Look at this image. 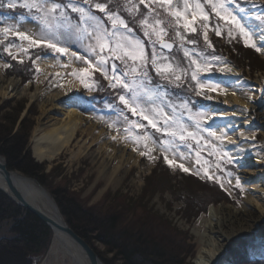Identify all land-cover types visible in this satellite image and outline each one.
I'll use <instances>...</instances> for the list:
<instances>
[{
    "label": "rangeland",
    "instance_id": "obj_1",
    "mask_svg": "<svg viewBox=\"0 0 264 264\" xmlns=\"http://www.w3.org/2000/svg\"><path fill=\"white\" fill-rule=\"evenodd\" d=\"M56 2L67 3L68 0H56ZM79 2V0H77ZM96 2L108 3V7L112 9L113 6L115 7H123L125 4V0H116L111 1L109 0H96ZM138 3V0H135ZM183 0H173V4H179L182 6ZM195 0H190V3H194ZM204 0H201L203 3ZM147 3V0H146ZM237 3L240 4L241 7H244L247 10V13H239L237 11L238 17L241 19V22L247 26L248 29L252 30V26L254 23L260 24V22L256 19L258 15H264V0H237ZM143 5V4H140ZM139 5V6H140ZM85 7H87L85 5ZM155 7V5H153ZM234 7V6H233ZM9 10V11H8ZM140 10V7H139ZM206 11L209 12V20L207 21L208 24V38L209 42L213 45L212 48L207 47V44L203 40V24L204 21L197 20L193 27L196 28L195 33H191L186 29L179 28V31L182 35L186 38L183 48H181V41L179 38L175 37V32L177 28L171 29L168 25L166 27L159 25L158 27H162L167 32V35L163 37L164 42L171 43L173 45L172 49L161 48L160 43L155 44V48L157 51V64L160 66H166L168 64L172 65L174 71H179L180 69H184V72H181V80L177 81L176 83L180 84V87L175 86V84L169 83L168 80L161 79L159 75H157L155 68L151 64V57H152V47L153 45L150 41L157 40V37L154 33H151V29H149L150 36H145L144 39L139 37L145 45V52L148 57V70L149 75L152 77V85L155 86L157 84L163 85L162 91L168 93L167 99H170L180 110L179 106L185 102H189V107L192 108V111L198 112H213V107H227V101H225L224 97L226 95L220 94L218 95L216 92H212L210 90L205 89L204 94L209 95L212 97L211 100H205L203 95H197L196 91L199 89L196 87L197 82L191 80V72L195 70V65L190 66V60L188 57L184 55V49H188L191 52L192 58L197 59L198 61L202 60L203 57L199 55V53H203L205 57L212 63V71L211 72H202L199 74V78L204 80L205 78H211L212 82H220L221 79L224 78V72H218L216 69L224 67L226 65H233L237 70H239L242 74L243 79L247 80L248 85L239 84L235 87L238 93L242 92L241 89L244 90L245 96H254L255 99L261 103L264 99V71L263 72H251L250 68L246 66H238L241 63V57L239 58V51L243 49L245 51H253L259 56V58L264 61V53L257 52L255 49L251 47H246L244 44V38L237 33H233L235 38H231L228 36L227 28L224 26V22L220 21L218 18L215 17V14L211 11L209 7H206ZM8 11V12H7ZM70 11V10H69ZM160 13L159 19L162 21H166L169 24V21L174 23V18L167 15L162 9H157ZM5 14L0 15V27H5L8 24H17L19 30L25 31L26 33L33 35L34 37H39L42 29V25L39 24L38 21L34 20L30 14L27 13L26 9H22L17 7L16 9H7L5 8ZM22 14H19V13ZM94 14L100 16L102 19H105L107 26L110 28V22H107L106 18L104 17L103 13H100L93 9ZM19 14V15H17ZM119 14L129 23L128 18L132 19L133 17H137V15L132 16L126 10L123 12L119 11ZM24 16L25 19L22 21L20 20V16ZM73 17H76V14L72 13ZM147 15V14H145ZM144 15V16H145ZM155 16V13L152 14ZM144 16H142L144 18ZM142 18V19H143ZM170 18V19H169ZM189 18L191 19V15L189 13ZM140 19V21L142 20ZM139 21V22H140ZM149 23H153V19L149 17ZM172 23V24H173ZM219 24L221 25V36H216L215 34V26ZM143 26V25H142ZM130 27V26H129ZM144 28V26H143ZM133 29V28H132ZM198 31V32H197ZM253 32V31H252ZM133 33L136 37L138 35L135 33L133 29ZM200 34V41L196 45H192L187 41H191L193 39L196 40L195 34ZM144 34V33H143ZM132 35V34H130ZM194 35V37H192ZM171 37L172 39H168ZM3 36L0 35V39ZM146 38V39H145ZM253 42L257 43L255 35L252 37ZM66 43L70 46V49L76 51L78 55L87 56L88 53L84 51V48L81 44L76 41L75 39H69ZM9 44H16L20 45L23 44L25 48H27V41H21L18 37L14 35H9L7 39L4 40V44H0V65L5 63L11 64L10 68H3L4 75L7 79L16 78L19 80L20 85L19 89L22 90L23 87L29 88V93L27 95H23V97L14 96L12 98H8L6 96H0V109L9 105L8 103H12L14 106L15 104L21 102L26 103L25 114H28L30 111L29 109L32 107L33 113L37 115L34 117L35 126L32 130V135L29 140L30 146V154H32V137L34 135L35 127L38 125V119L42 114L41 110V99H36L32 101L30 99V94L36 89V87L50 88L52 84L55 83L56 76L55 73L47 74V72L41 69L38 66V62L43 59H51L55 60V65L60 67L61 69L66 70L67 76L70 81L78 83L80 86L79 91L75 95L76 100L79 99L81 103V108L83 112L86 114H91L92 116L104 117L102 122L105 123L108 131L113 132L114 134H120L122 139V145L128 146L129 152H134L139 154L140 151H145L143 144L137 145L131 140H125V132L124 129L128 127L126 123H123V118L119 117L117 111L113 109H121L124 106L120 104L117 93L120 92V89H112L108 86L109 82L103 78V76L99 72H93L91 77L89 78V82H96L97 87L93 91H89L86 89L74 76L72 73L82 67H86L82 63V61L76 60L72 58L71 62L67 56H60L58 53H53L51 49H47L44 47H32L27 48V53L20 51L18 48L13 47L11 50L17 56V59L13 60L11 56L8 55L7 52L4 51V47ZM212 56H220L223 58L222 61H212ZM35 59L33 60V58ZM39 57V58H38ZM166 58V59H165ZM91 59L95 60V57ZM23 60V63L19 61ZM118 65V68H123L124 66L119 62L115 61ZM131 63V61H129ZM25 65V67L23 66ZM65 65H67L65 67ZM19 67L23 68L25 71V75H29L30 81L24 82L23 78H20L17 75L10 74L14 72ZM2 68V67H0ZM39 68V72L36 69ZM167 75L171 78L172 73L169 72ZM191 85V86H190ZM231 86L234 84L230 82ZM195 89V90H194ZM214 104L215 106L211 107L210 105ZM110 105L112 107H110ZM232 108H229L231 110ZM166 112H171V108L165 106L164 109ZM9 109L3 110V113H8ZM126 114L129 116L130 119L137 120L145 125L142 129H134L132 130V134H144L148 133L153 137V139L157 140L159 144L160 138L162 137V133H157L155 129L151 128L148 125L147 121L141 120L138 116H132L130 112H127L125 109ZM185 118L187 117V112L184 113ZM47 121V119H46ZM45 121V122H46ZM107 121V123L105 122ZM115 121L116 128H119L120 131L117 133L115 128L109 127L110 123ZM186 122L191 125L192 121ZM162 126V125H160ZM205 128H211L213 131H217L216 126L212 120H208L204 122ZM218 132V131H217ZM252 135H254L255 139L252 141L253 147L251 148V152L256 155L264 158V151H261V145L264 141L263 135L260 130H249ZM204 136L207 137V133H204ZM164 139H168V137H163ZM191 144L192 147L188 148L186 145ZM176 149L172 152L162 153L159 147L156 148L155 151L151 153L152 157L155 159H149L148 156H142L139 154V162L135 166L129 167L128 165L124 166L119 173L117 178L114 182H109L106 175L101 174V164L102 160L96 162L94 161V154L97 152V147H93L86 155L80 156V158H74V154L78 153V147L73 146L71 150L64 153L58 159L52 162H38L37 159L34 158L32 154L31 158L35 164L38 165H45V173L44 175H48L52 171V169H58L56 171L57 174L62 172L64 175L59 177V179L52 180V179H43L45 182L46 188L48 192L51 194V190H56L60 188H67L69 194H74V196L78 197V199L83 202L87 207H95L101 209L104 213L113 210L117 206L125 207V203L127 200L131 201L132 204L130 205V210L135 209L138 204H134L133 202L141 201L142 205L148 207L151 211V214L161 217L164 221L172 226L178 233L181 235H185L187 237V242L185 243L190 249H193V257L188 258L187 263L189 264H199L196 261V255L200 250L201 246L199 245V238L194 233L196 230H200L204 232V230L200 227V221L203 218H208L209 211L211 209H219L221 207L229 206L233 209H240L244 202L245 194L248 190L244 183V176L242 175V168L240 165V161L237 160L235 165L225 164L221 162V168H215L216 157L210 156L208 154V149L205 146L203 150H200L196 145L195 141H175ZM226 149L230 152L231 150L227 147ZM200 150V157L201 163H196V151ZM180 153H185L182 157ZM167 155L169 159L174 161V165L183 163L186 168L189 169V172L182 171L179 167H170L164 159V156ZM208 160L209 165L208 171L209 175L213 176L212 180H209L207 177H203V161ZM245 169L253 170V166L248 165ZM196 171H200V175H195ZM232 171L234 174L233 176L229 177L226 175L227 172ZM18 172V171H17ZM20 173V172H19ZM21 174V173H20ZM23 175V174H22ZM151 176V185L152 183L158 186V193H156L152 198L145 197V190L148 182H145L147 178ZM184 176L182 183L183 190L187 191H197V187L202 185L201 187L213 188L219 191L221 196V202L214 203L210 205L206 210V213H203L198 218L193 219V221H188L185 218L184 208L186 206V202L183 200L176 201L175 197L170 192L169 187L172 185L174 186L176 182L180 181V178ZM220 177L221 180L218 183L215 177ZM241 179V184L244 188V191H241L239 188L235 187V179L236 177ZM187 177L193 178L191 179L193 183L188 184L186 183ZM203 177V178H202ZM231 180V183L228 181ZM38 181V180H37ZM39 182V181H38ZM200 182V183H199ZM220 183L224 184V187H220ZM190 185V186H187ZM44 187V186H43ZM1 192V191H0ZM193 192V193H194ZM2 193V192H1ZM3 194V193H2ZM116 194L118 196H116ZM120 194V195H119ZM4 195V194H3ZM6 197V195H4ZM53 197V196H52ZM145 197V198H143ZM178 197H180L178 195ZM7 198V197H6ZM143 198V199H142ZM8 199V198H7ZM11 201L10 199H8ZM55 200V199H54ZM12 202V201H11ZM13 203V202H12ZM24 210V209H23ZM127 212V208L125 212ZM146 215H142L141 211H137L134 214H129L127 223L138 221L142 223L144 226H149V220ZM153 217V216H152ZM140 225V224H139ZM13 221L6 219L2 223H0V243L8 241L10 239L15 238V234L12 232ZM52 239V237H51ZM51 241V240H50ZM51 242L49 244V247ZM94 249L97 250L100 254L101 260H106V251L104 247L98 243L94 242ZM249 241L241 240L237 241L228 251L227 257L222 261V264H244L243 260H256V261H264V256H260V258L254 257L251 253H249ZM49 247L45 250V252L41 253L38 256H31L29 262L30 264H42L41 262L45 259L47 255V251ZM95 250V251H96ZM29 259V258H28ZM104 262V260H103ZM16 264H18L16 262ZM105 264V262H104ZM246 264V263H245Z\"/></svg>",
    "mask_w": 264,
    "mask_h": 264
},
{
    "label": "snow or ice",
    "instance_id": "obj_2",
    "mask_svg": "<svg viewBox=\"0 0 264 264\" xmlns=\"http://www.w3.org/2000/svg\"><path fill=\"white\" fill-rule=\"evenodd\" d=\"M110 2V0H109ZM255 3V0H253ZM143 4L148 8L147 15L139 22L144 26V35L150 36L154 33L157 40L150 41L152 47L151 64L155 68L157 75L161 79L168 80L169 83L175 84L180 87L181 85L176 83L181 80V72L174 71L171 64L166 66H160L157 64V51L155 48L156 43H160L161 48L171 50L173 45L171 43L164 42L163 37L167 35L164 28L158 27L163 23L159 19L160 13L157 9H162L167 13L168 16L174 18L175 25L178 26L175 32V37L181 41V48H183L186 38L179 31V28L188 30L191 33L196 32V28L193 24L197 20L204 21L203 24V40L207 44V47L212 48L213 45L209 42L208 38V24L209 12L206 11V7H209L215 14V17L220 21L224 22V26L227 28L228 36L235 38L233 33H237L244 38V44L246 47H251L257 52L264 53V15H258L256 19L260 22L261 30L258 36L260 41L259 45L253 42L252 37L254 33L248 29L246 25L241 22V19L237 15L239 13H247L244 7H241L237 0H195L194 3H190V0H183L182 6L179 4L174 5L173 0H125L123 10H126L130 15L135 16L139 13V5ZM85 5L87 7H85ZM155 5V7H153ZM234 6V7H233ZM0 7L7 9H16L20 7L26 9L27 13L31 17L38 21L42 25L41 33L39 37H34L26 33L25 31L19 30L17 24H8L5 27H0V35L3 36L0 39V44H4V40L8 36L14 35L21 41H27V48L32 47H44L51 49L53 53H58L60 56H67L69 62L72 58L82 61L86 67H82L72 73L79 82L89 91L95 90L97 87L96 82H89L93 72H99L105 80L109 82L108 86L112 89H120L117 93L118 100L124 107L121 109L114 108L117 111L119 117L123 118V123H126L128 127L124 129L125 140H131L137 145L143 144L145 151H140L139 154L142 156H148V158L155 159L151 156V153L159 147L162 153H168L176 149L175 141H195L196 145L200 150L206 146L208 154L216 157L215 168H221V162L225 164L235 165L237 163L239 153L244 151V145L238 139H235V133L230 134L225 126L219 132L213 131L211 128H205L204 122L214 119H225L234 118L237 115L243 116L248 111L245 105L242 109H235L230 112H193L192 108L189 107V102H185L177 106L170 100L167 99L168 93L162 91L163 85L157 84L152 85V77L149 75L148 70V57L145 52L144 42L136 37L133 33V29L129 27L126 20L119 14V7L117 9H110L108 3L96 2V0H68L67 3L56 2V0H7L6 3L0 2ZM93 9L103 13L107 22H110L111 27L109 28L100 16L94 14ZM70 10V11H69ZM72 13L76 14L74 18ZM155 13V16L152 14ZM189 13L191 19L189 18ZM149 17L153 19V23H149ZM25 17L20 16V20H24ZM172 21H169V26H172ZM132 34V35H130ZM216 36H221V25L215 26ZM69 39H75L84 48V51L88 53L87 56L78 55L76 51L70 49V46L66 43ZM192 45L198 43L197 40L193 39L187 41ZM16 47L20 51L27 53V48L23 44H9L4 47V51L12 57L13 60L17 59V56L12 52V48ZM184 55L189 58L190 66L195 65V70L191 72V80L196 81V87L199 89L196 91L197 95H203L205 100H211L212 97L204 94V90H210L216 92L218 95H227L230 86L226 83L212 82L211 78H205L201 80L199 74L202 72H211L212 63L204 56L203 53H199L202 60L192 58L191 52L188 49H184ZM95 57V60L91 59ZM39 58V57H38ZM166 59V58H165ZM223 58L220 56H212V61H222ZM115 61H119L124 67L118 68ZM131 61V63H129ZM23 63V60L19 61ZM67 65H65L66 67ZM2 68H10L11 64L0 65ZM218 72H231L232 68H217ZM39 72V68L36 69ZM171 72L172 77L170 78L167 73ZM63 87V85H59ZM191 86V85H190ZM195 90V89H194ZM244 94V90H240ZM231 94L236 95L235 88L231 89ZM247 99H254L252 96H247ZM165 106L171 108V112H166ZM110 107H112L110 105ZM130 112L132 116H138L141 120L147 121L151 128L155 129L157 133H162L159 144L156 139H153L148 133L142 135L132 134L134 129H142L145 125L137 120L130 119L126 114ZM185 112L187 117L185 118ZM98 119L104 120V117ZM192 121L189 125L186 122ZM246 119L250 120L248 116ZM107 123V121H105ZM162 125V126H160ZM109 127L115 128L117 133L120 129L116 128L115 121L109 124ZM238 131V129H237ZM207 133V137L204 133ZM163 137H168L164 139ZM239 137L243 141L247 142L249 138L255 139L254 136H245L244 132H239ZM112 140H117V136H111ZM226 145H235L237 153L232 154L226 149ZM191 148L192 145L189 143L186 145ZM200 150L196 151V163H201ZM261 151H264V145H261ZM183 157L185 153H180ZM165 161L170 167H179L184 172H189V169L184 166L183 163L174 165V161L169 159L167 155L164 156ZM209 161L204 160L202 169L203 177H207L209 180L213 179L212 175H209L208 167ZM195 175H200V171H196ZM233 172L229 171L226 173L227 176H233ZM202 177V178H203ZM219 183L221 178L215 177ZM232 181L229 180L228 183ZM220 187L223 188L224 184L220 183ZM235 187L244 191L241 184V179L237 176L235 179Z\"/></svg>",
    "mask_w": 264,
    "mask_h": 264
},
{
    "label": "bare ground",
    "instance_id": "obj_3",
    "mask_svg": "<svg viewBox=\"0 0 264 264\" xmlns=\"http://www.w3.org/2000/svg\"><path fill=\"white\" fill-rule=\"evenodd\" d=\"M255 38L260 43L258 36L261 25L254 23L251 27ZM38 66L47 72L55 73V83L50 88L36 87L30 94L32 101L41 99L42 114L38 119L32 137V154L38 162H52L64 153L77 146L78 153L74 158L86 155L93 147H97L94 154V161L102 160L100 173L106 175L109 182L118 179V173L125 165L135 166L139 162V154L129 152L128 146L122 145L120 134L108 131L105 123L98 119V116L86 114L81 108V103L76 100L75 95L80 89L78 83L70 81L67 72L55 65V60L43 59ZM232 68L231 72H224L221 83L234 85L230 86L228 94L224 97L227 107H213V112H230L235 109H242L245 105L248 111L243 116L237 115L234 118L214 119L217 131L224 129L232 134L244 145V151L239 153L238 160L242 170L243 180L248 188L245 200L240 209H233L229 206L219 209H211L208 218H203L199 223L204 230H196L194 233L199 238L200 250L197 253L196 261L199 264H222L228 256L227 251L237 241H249V253L254 257L264 256V158L256 156L251 152L253 139L247 142L239 137V132L245 136H254L249 130H260L264 138V99L259 103L255 97L249 100L245 94L238 93L237 83L248 85L242 74L233 65H226L223 68ZM20 82L16 78L7 79L4 69L0 68V96L12 98L23 97L30 91L28 87L19 89ZM59 85H63L60 87ZM235 88L236 95L231 94ZM229 108H232L229 110ZM250 116L248 120L246 117ZM47 119V121H46ZM46 121V122H45ZM238 129V131H237ZM117 136L112 140L111 136ZM264 145V141H262ZM232 154L237 153L235 145H227ZM253 166V170L245 169ZM14 183L20 188L24 197L48 219L60 221V211L57 208L54 197L39 182L28 177L15 173L12 176ZM119 180V179H118ZM0 190L14 199L4 177L0 174ZM15 200V199H14ZM42 264H91L85 252L79 245L65 234L55 235L51 239V245L47 251Z\"/></svg>",
    "mask_w": 264,
    "mask_h": 264
},
{
    "label": "trees",
    "instance_id": "obj_4",
    "mask_svg": "<svg viewBox=\"0 0 264 264\" xmlns=\"http://www.w3.org/2000/svg\"><path fill=\"white\" fill-rule=\"evenodd\" d=\"M0 2L6 3L7 0H0ZM139 7L138 16L132 19L128 18V24L135 30L138 37L144 39V28L139 21L143 18L142 16L148 13V8L145 5ZM112 9H117V7L113 6ZM118 10L123 12V7H119ZM5 13V8L0 7V15ZM167 25L169 26L166 21L161 24L164 27ZM169 27L172 30L178 28L175 23ZM199 35L195 34L198 43ZM238 57H241L239 67L246 66L253 73L264 71V61L255 52L240 49ZM23 66L25 67V65ZM14 71L15 73L11 72L10 74L23 78L24 82L31 80L29 75L24 76L25 71L22 67ZM12 103H8L9 105L0 109V155L6 158L10 170H16L24 176L38 180L42 186L48 188L43 179L56 180L64 174L62 172L57 174L58 169H52L45 176L46 166L34 163L31 158L32 154H30L29 140L35 126L33 120L37 114L33 113L31 107L19 124L27 104L19 102L13 106ZM5 109H9V112L3 113ZM183 178L184 176L169 189L176 201L186 202L184 213L188 221H193L206 213L210 205L222 201V194L210 187L199 185L195 192L181 189ZM150 179L151 176L145 180V182L149 181L147 184L149 187H146L145 190V197L149 200L158 193V186L154 183L151 185ZM191 179L193 178L187 177L186 183L191 185L193 183ZM51 193L69 227L74 229L76 234L85 240L93 250H96L93 246L94 242H98L104 247L107 257L106 260L103 259L105 264H189L187 263L188 258L193 257V249L185 244L187 237L178 233L163 218L151 214L152 211L142 205L141 201L133 202L138 204L133 210H130L133 200L129 199L126 201L125 207L117 206L104 213L101 209L87 207L74 194H69L67 188L51 190ZM116 196L118 195L116 194ZM126 208L127 212L124 213ZM137 211L146 215L148 220L152 219V221L149 220L148 227L142 225L141 221L127 223L128 215ZM6 219L13 221L12 232L15 234V238L0 243V264H16V262L30 264L31 256L41 255L49 247L52 233L48 227L31 212L16 206L0 192V223ZM97 253L100 256L99 252ZM244 262L246 264H264L262 260H247L246 262L245 259Z\"/></svg>",
    "mask_w": 264,
    "mask_h": 264
},
{
    "label": "water",
    "instance_id": "obj_5",
    "mask_svg": "<svg viewBox=\"0 0 264 264\" xmlns=\"http://www.w3.org/2000/svg\"><path fill=\"white\" fill-rule=\"evenodd\" d=\"M210 105V104H209ZM211 107L215 106L214 104L210 105ZM26 110H24L25 112ZM21 116L20 120H19V124L21 123V121L24 119L25 115ZM15 173H19L16 170L12 171L9 169V166L7 164V160L4 156L0 155V174L2 175V177L5 178L8 187L10 188L14 199H11L7 193L4 194V192L2 190H0L4 195H6V197L8 199H10L16 206H19L21 209H24L25 211H29L31 212L37 219H40L47 227L48 229L51 231L52 233V237H54L55 235H59V234H65L67 235L71 240H74L79 247L81 248V250H83L88 258V260L90 261L91 264H104L103 260H101L100 256L98 255V253L93 250L91 248V246L83 239H81L76 232L74 231V229H71L66 221V219L64 218V216L62 215V212L60 211V221H54L52 219H48L40 210L36 209L30 202L28 199H26L23 195V193L21 192L20 188L17 187V185H15L14 183V178L12 177L13 174ZM20 174V173H19ZM22 175V174H21ZM24 176V175H22ZM28 177V176H25ZM30 178V177H28ZM34 181H36L33 178H30ZM38 182V181H36ZM56 203V201H55ZM57 205V203H56ZM58 208V206H57Z\"/></svg>",
    "mask_w": 264,
    "mask_h": 264
}]
</instances>
